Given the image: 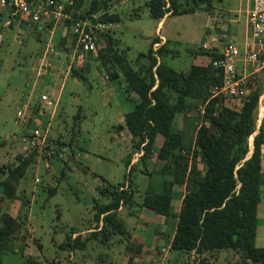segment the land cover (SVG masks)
<instances>
[{
  "label": "trees",
  "instance_id": "16d2710c",
  "mask_svg": "<svg viewBox=\"0 0 264 264\" xmlns=\"http://www.w3.org/2000/svg\"><path fill=\"white\" fill-rule=\"evenodd\" d=\"M27 1L37 3V0ZM105 2L106 0H88L87 7H80L81 0H71V4H64L68 17H60L56 21L46 17L38 22L26 19L19 22L31 23L34 29L51 22L65 31L64 36L68 38L66 45H53L49 42L41 52L39 61H48L42 74L52 65L51 58L58 54L66 58L73 51L74 55L79 52L78 56L81 57L80 60H75L76 64L80 65L82 58H88L93 53L98 67H101L109 81L120 77L126 91L133 92L135 97L130 102L132 106L122 115L121 126L131 140V152L126 153L122 160L124 174L129 177L136 170L135 166L141 164V170H138L141 174L148 175L152 171L159 180L155 183L157 186L153 184L156 188L152 184L147 185L139 199L134 200L130 179L113 185L104 177L92 173L100 181L95 187L98 196L92 199L90 207L93 225L83 224L82 229L87 230L84 236L76 234L72 238L70 233L74 230L69 226V234L58 243L57 248L72 253L83 249L87 250V255H90L89 250L101 248L94 256L98 264H117L111 258L115 252L112 248L114 245L120 250L117 252H121V257H126V264H132L133 259H140L141 247H133L130 232L133 227L124 223L118 211L122 206H126V209L134 206L136 210L144 208L164 219L167 230L158 231L157 225V229L153 230L155 237L159 236L168 242L169 255L164 264H216L219 252L225 253L221 264H264V246L255 245L257 212L259 203L264 200V173L261 172L260 157V148L264 143V114L256 127L255 111L259 96L264 92V68L261 81H256L254 85L248 84L249 90L245 95H213V86L222 81L221 70L211 64L213 59L220 57V52L213 45L186 47L191 62L185 70L179 71L161 60L171 51L167 46L168 41H163L153 49L152 45L159 39L151 37L147 51L138 54L132 62L126 58L127 48L117 47L118 40L108 32L110 27L97 30L94 52L79 51L75 44L76 35L71 32L75 19L91 17L92 23L119 21L116 12L100 11ZM143 6L146 7L148 16L155 20L166 12L169 15H182L197 10L212 12L213 9L211 0H144ZM133 10L132 17H138L137 9ZM97 12L99 15L92 18ZM86 26V30L93 28ZM74 55L70 60H73ZM239 55H242V51H239ZM140 56L146 59L145 63H136ZM68 62L66 66L70 75L81 81L85 80L81 68L73 69L71 62ZM37 67L39 68V62ZM40 94L33 102L23 104L33 108H46L40 103ZM54 99L57 100L56 97ZM198 106L201 107V122L190 135V140L185 129L175 126L174 118L178 113L184 114L188 107ZM26 115L24 128L18 133L17 142L20 146L23 145L18 139L26 128L40 126L45 131L46 143L54 146V153L49 157L46 167L42 161L37 160L33 151L25 149H20L22 151L15 155L13 163L0 165V202L15 198L21 178L37 161L45 171L53 162H58V177H61V171L68 166L65 158L72 155L70 146L75 138L74 130H70L68 139L61 138L58 130L50 138L45 125L38 118L31 119L28 110ZM32 123L34 124L31 125ZM61 147L65 149L62 151ZM58 151L61 155H58ZM136 152L139 155L130 162L131 155ZM148 159L161 162L160 167L155 171L147 170L145 162ZM38 178L34 177L33 181L38 182ZM58 180L57 178L56 184ZM55 185H44L49 197L55 193ZM177 190L180 191L179 203L173 208L171 201L178 196ZM99 197L103 199H98ZM29 201L27 196L22 199L14 215L9 214L6 209L0 210V258L5 252L13 251L14 239L23 238L19 234L27 220ZM127 211L128 214L132 212ZM56 218L59 219L57 210ZM23 231L28 234L25 227ZM102 249L105 252L101 253ZM161 251L163 250H158ZM73 258H77V255L68 258L66 264H79ZM34 264L62 263L51 260Z\"/></svg>",
  "mask_w": 264,
  "mask_h": 264
},
{
  "label": "rangeland",
  "instance_id": "374dc122",
  "mask_svg": "<svg viewBox=\"0 0 264 264\" xmlns=\"http://www.w3.org/2000/svg\"><path fill=\"white\" fill-rule=\"evenodd\" d=\"M143 1L125 0L110 10L119 16V21L116 22L115 29H113L116 31L114 37L120 41L117 47L119 49L127 48L126 58L132 62L138 54L147 51L156 25V20L148 16ZM87 3L88 0H81L80 7H87ZM211 3H213V11L220 8L223 13V30L228 31L229 36L232 34L237 37L243 36L246 31L245 15L249 1L211 0ZM133 8L137 9L138 17H132ZM96 14L99 15V12ZM212 14L211 10L209 12L197 10L178 16L174 21L175 24H178L177 30L180 31V34L177 37L180 42L172 43L171 51L161 60L174 70H185L191 62V56L185 48L189 45L191 47L196 45L192 41L197 35L196 31H202L203 35L206 29L209 30L207 27L210 25V17L207 18V15L211 16ZM7 20V12L0 9V165L13 163L15 155L22 151L20 149L23 146H20L16 138L22 129L23 122L15 116V113L22 108L24 102H28L27 96H38L40 92L45 91L52 100L56 97V104L46 114L43 111L40 112L42 109L37 107H28L30 118L35 120L38 117L39 120L41 116L50 138L55 135L57 130L61 133V138L65 137L66 139L69 138L70 130H74L75 138L70 146L72 155L71 157L66 156L65 163L68 166L61 171V177H58L60 171L58 162H53V165L45 171L40 166L41 163L37 161L33 167L27 169L21 178L15 198L0 202V210H11L14 213L22 199L27 196L30 200L27 206L28 219L24 223L29 234L23 231V227L19 234L23 238L14 239L12 242L13 247L15 244L19 247L17 252H5L1 255L0 264H34V262H50L51 260H58L62 264H66L69 258L68 252L64 255L65 252L62 253V250L56 247L60 241L64 240V233H68V229H64V227L70 225L76 232L83 228V224L93 225V221L90 219V207L92 199L97 195L95 187L100 181L92 173L104 177L113 185L130 179L134 190V200L139 199L147 185L152 184V187L156 188L153 184H157L159 179L152 171L148 175L141 174L138 171L141 170V164L135 166L136 170L132 171L129 177L124 174L125 168L122 160L126 153L131 152L130 135L126 130L121 133L113 131L106 124L107 120L117 118L118 105L122 99L128 98V103L123 104L125 110L132 106L130 102L135 99V97L131 98L134 95L133 92L130 93L128 90L125 92L118 80L107 82L106 78L102 79V69L98 67L93 53L87 55L88 58L81 59L85 61L84 65L75 63L76 59L80 60L81 58L78 56L79 52H77L78 55H74L73 60H70L71 68H81L85 77L83 81L70 75L67 63H62L61 67L57 69L51 65L42 74L41 69L37 67L38 57L41 54L40 51H43L49 42L52 43V40L50 38L49 40L43 39L42 49L38 50V41L32 31L18 33L12 24L6 23ZM169 20L171 21V18ZM110 25L111 23L109 27H111ZM211 27V31H217L216 27L219 25L215 26L214 23ZM166 29L169 31V28L166 27ZM193 35L195 36L192 37ZM139 62L145 63L146 59L140 56L139 60H136V63ZM262 70L258 73L257 82L261 81ZM262 93L255 111L256 127L264 114V93ZM30 101H32L31 98ZM200 108V106L198 108L188 107L184 114L178 113L174 118L175 126L185 129L190 140V135L201 122ZM251 136L248 137V142L251 141ZM138 155L139 153L136 152L131 157L136 160ZM145 165L147 170L155 171L160 167L161 162L148 159ZM36 176L39 177L38 182L33 181ZM57 178L59 179L58 184H56ZM44 185H55V193L49 197ZM177 192L178 196L171 201L173 208L179 203L180 191L177 190ZM101 198L103 199V197L98 199ZM138 209L136 210L134 206L127 209L126 206H122L118 214L127 226L133 227L130 231L132 234L131 243L137 239L144 244V238L151 240L149 234L151 235L150 232L157 229L155 225L158 226V231L164 230V226L163 224L162 226L154 225L157 222V219L154 218L144 230L138 229L136 224L139 223L142 216H138ZM55 210L59 212V219H55ZM127 210L134 211V214H126ZM257 230H260L259 227ZM152 240H155L151 241V245H153V249L156 248V251L160 245L166 243L164 239L157 241L155 236H152ZM112 248L115 249V252L111 258L117 261V264H126V257L122 258L121 252H117L120 251L117 250L118 247L113 245ZM53 250L56 251V256L51 257ZM89 251L90 255L80 256L78 254L77 258H73V261L79 264H98L94 256L99 252ZM103 251L104 249L101 253ZM159 255L157 263L143 259L140 264H147V261L149 264H164L165 258L169 255L168 248L157 256ZM224 256L225 253L219 252V261L216 264H221ZM119 260L120 262H118Z\"/></svg>",
  "mask_w": 264,
  "mask_h": 264
},
{
  "label": "built area",
  "instance_id": "2783aa9c",
  "mask_svg": "<svg viewBox=\"0 0 264 264\" xmlns=\"http://www.w3.org/2000/svg\"><path fill=\"white\" fill-rule=\"evenodd\" d=\"M248 1L249 7L245 15L246 39L243 50H240L234 41H223L220 43V57L211 61V64L219 68L222 73L221 83L213 86V95H245L249 90L248 84L254 85L257 72L264 68V0ZM36 2L33 4L27 0H0V9H7L11 17H17L18 22L22 19L38 22L46 17L56 21L60 17L69 16L64 11V4H71V0H37ZM96 15H92V18ZM109 24L100 21L92 23L91 17H85L82 20L75 19L71 32L76 35L77 49L81 52H94L97 30L107 29ZM86 25L93 28L86 30ZM239 51H242L241 56ZM46 65H48L46 60L39 62L41 72L44 71ZM39 99L42 106L51 110L56 103L55 99L52 100L46 93L40 94ZM27 107V104H22V108L15 113L21 122L26 119ZM22 127L24 128L23 123ZM25 130L18 139L23 143L22 149L33 151L37 160L42 161L46 167L49 157L54 153V146L46 143L45 131H42L40 126H29ZM64 149L63 147L62 151Z\"/></svg>",
  "mask_w": 264,
  "mask_h": 264
},
{
  "label": "crops",
  "instance_id": "0c3cea01",
  "mask_svg": "<svg viewBox=\"0 0 264 264\" xmlns=\"http://www.w3.org/2000/svg\"><path fill=\"white\" fill-rule=\"evenodd\" d=\"M123 2H125V0H106L105 6L103 8H101L100 11L101 12H103V11L111 12L110 10L114 9L117 5H119V4L123 3ZM165 4L167 5V2ZM2 10L6 11L7 15H8V20L6 21V23L7 24H12L14 26V28H15V31H18V33H23L24 31L25 32L26 31H32V33L35 36V39L38 41V48H37L38 50L42 49V44L44 43V40H49V38H50V40H52L53 45L57 44V43H58V45H60V44L66 45L67 44V39L68 38H67V36H64L65 35V31L59 25L51 24V22H46L44 26H40L39 25V26H37L34 29V25L33 24H31V23L26 24V23H24V21L23 22H18L17 17H11L10 14H9V11L7 9H2ZM112 12H114V11H112ZM212 13L213 14L211 16L207 15V18L210 17V25H209V27H207V28H209V30L206 29L204 31L203 35H202V31H196L197 32L196 37H194L195 35L192 36V37H194V39L196 38L195 41H194V39L192 40L193 42L196 43L195 46L201 45L203 47V46H212L213 45V46H215L216 50L219 51L221 42L226 41V40H231V41H234L237 44V47L240 50H243L244 41L246 39V31H244V35L241 36V37H237V36H235L233 34H232L233 36L232 35L229 36L228 31H224L223 30L224 23L222 21L224 19H223V13L221 12V9L220 8H216V11L212 10ZM178 16H180V15H169L168 12H166L161 18L156 19V25L154 26L153 35L151 37L155 36L159 40H158V42H155L152 45L153 49H155L158 45H160L165 40L168 41V45H167L168 48L172 49V46H171L172 43L176 44L177 42L180 41L179 38L177 37L180 34V31L177 30L178 29V24H175V21H174V20H176V18ZM169 18H171V21L169 20ZM207 18H206V20H207ZM169 21H170V23H169ZM214 23H215V26L219 25V27H216L217 31H211V28H212L211 26H213ZM168 24H169V27H168ZM47 25H49V26H47ZM115 25H116L115 22L111 23L110 31H108L109 33H111V35L113 37H114V32H116V31H113V29H115V27H114ZM166 27L169 28V31L166 29ZM115 39H117V38H115ZM119 43H120V41L118 40V44ZM188 47H191V45H189ZM41 51H40V53H41ZM73 55H74L73 51H71L66 58L63 55L58 54V56H56L54 58H51L52 66H54L57 69V68L61 67L62 63L69 64L68 60L70 61V58ZM39 60H40V56L38 57V62H40ZM78 63H80V62H78ZM80 65H84V61L81 62ZM259 72H257V76H258ZM103 78H106L104 72H103V75H102V79ZM117 80H118V82L121 83V85L124 88V91L126 92V87H125L124 83L121 81L120 77ZM106 81L108 82L109 80L106 78ZM103 82L105 83V81H103ZM40 93H46V92L43 91V92H40ZM36 97L37 96H35V95L34 96H30V97L27 96L28 102H33L34 100H36ZM30 98H31L32 101H30ZM131 98H134V97L132 96ZM127 100H128V98H124L119 103V105H118L119 112H118L117 118L112 119V120H107V122H106L108 127L110 129H112L113 131H118L119 133L125 131V128H122L121 125L123 123L122 122L123 121L122 115H123L124 111H126L123 108V107H125L123 104L126 105L128 103ZM130 105H131V103H130ZM39 109H41V107ZM48 110L49 109L42 108V110H40V112L43 111L44 114H46L48 112ZM258 115H260V114H258ZM38 121L41 122L42 124L44 123L43 120L41 119V116L39 117ZM250 148H251V141H249V152H250ZM249 152H248V154H249ZM260 157H261V172L264 173V143L261 145V148H260ZM133 160L134 159L131 157L130 162H133ZM120 210H121V208H120ZM6 211L9 214H11V215L15 214L11 210H6ZM128 213H129V211H126V214H128ZM133 214L134 213L131 212L128 215H133ZM139 215H142V216H141V219H139L140 220L139 223L136 224V227L138 229L140 228L141 230H144L147 226H149V222L151 220H154V218H156L157 222H155L154 225L155 224H158V225L160 224L162 226V224H163V226H164L163 229L167 230V227H165V221H164V219L162 218L161 215L154 214L153 212H151V211H149L147 209H144V208L138 209V216ZM161 218H162V220H161ZM26 219H28L27 214H26ZM69 226L70 225L65 226L64 229H68ZM257 227H259L260 230H257V232L255 234V245L264 246V200L259 203V208H258V212H257ZM84 232H87V230L86 229H81V230H77L76 232L74 231L73 233L70 234V237L71 238L74 237L75 234H79V235L83 236ZM150 233H151V235L149 234V236H150L151 240L150 239L147 240V239L144 238L143 239L144 244H142V242L138 241L137 239L133 240V242H134V243H132L133 247L135 245H140V247H141L140 251L142 252V254H141V257H139L140 259H138V258L137 259H133L132 264H140L141 260H143V259L148 260L150 262L153 261V262L157 263L158 259L160 258V255L157 256L160 252L156 251V248L153 249V245H151V241H153V242L155 241V240H152V236H154L153 231L150 232ZM64 234L65 235L69 234V231H68V233H64ZM160 239H162V238H160L159 236H156V240L157 241H160ZM55 246H56V244H55ZM167 246H168V242L166 241L165 244L159 246L158 250L160 251V249H161L164 252V250L167 248ZM18 248L19 247L16 246V244H15L14 247H13V251L17 252ZM99 249H101V248H94V250H92V251H95V252L96 251H100ZM86 251L87 250H83L82 249V250H75L72 253L71 251L62 250V253L65 252L64 255H66L67 252H68L69 258H72L75 254L76 255L79 254L80 256L87 255ZM55 253H56V251L53 250V254L51 255V257L52 256H56ZM163 255H162V257H163ZM148 261H147V264H149Z\"/></svg>",
  "mask_w": 264,
  "mask_h": 264
}]
</instances>
